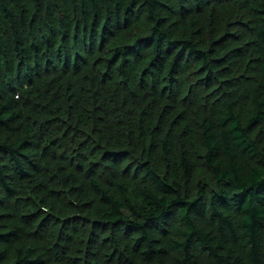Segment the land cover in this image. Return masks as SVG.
<instances>
[{"label":"trees","instance_id":"obj_1","mask_svg":"<svg viewBox=\"0 0 264 264\" xmlns=\"http://www.w3.org/2000/svg\"><path fill=\"white\" fill-rule=\"evenodd\" d=\"M0 264H264V0H0Z\"/></svg>","mask_w":264,"mask_h":264}]
</instances>
